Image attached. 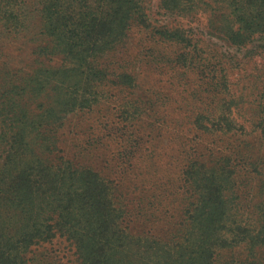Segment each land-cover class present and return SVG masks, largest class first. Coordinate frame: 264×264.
I'll list each match as a JSON object with an SVG mask.
<instances>
[{
  "label": "trees",
  "instance_id": "trees-1",
  "mask_svg": "<svg viewBox=\"0 0 264 264\" xmlns=\"http://www.w3.org/2000/svg\"><path fill=\"white\" fill-rule=\"evenodd\" d=\"M159 5L0 0V264H264V0Z\"/></svg>",
  "mask_w": 264,
  "mask_h": 264
},
{
  "label": "rangeland",
  "instance_id": "rangeland-1",
  "mask_svg": "<svg viewBox=\"0 0 264 264\" xmlns=\"http://www.w3.org/2000/svg\"><path fill=\"white\" fill-rule=\"evenodd\" d=\"M145 2L149 11L148 13L155 23L163 24L176 20V17L165 13V11L160 8L159 0H145ZM209 16L210 14H204L202 18L194 19L180 17V20L183 22L184 26L187 28H192L196 32V37L202 38L204 40V45L206 48H209V50L217 51L221 56L222 54H225L226 58L228 57L227 59L229 60L231 59V54H237L239 57H241L244 53V50H239L237 47L232 46L222 34L215 30H211L208 27L207 20ZM260 61L261 60L259 58L249 61L247 63L248 65L246 69H249L256 63H261ZM238 74L241 73L234 72L233 76L238 78Z\"/></svg>",
  "mask_w": 264,
  "mask_h": 264
}]
</instances>
